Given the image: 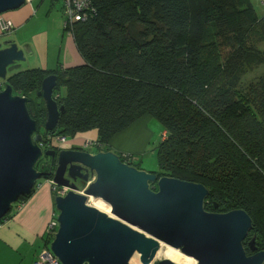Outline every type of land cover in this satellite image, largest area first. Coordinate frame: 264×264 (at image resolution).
<instances>
[{
	"label": "trees",
	"instance_id": "16d2710c",
	"mask_svg": "<svg viewBox=\"0 0 264 264\" xmlns=\"http://www.w3.org/2000/svg\"><path fill=\"white\" fill-rule=\"evenodd\" d=\"M90 3L86 20L70 26L83 64L14 72L7 81L13 95L30 100L40 127L45 111L37 93L43 79L57 76L53 97L64 111L53 136L94 130L96 152L109 151L111 138L140 117L156 120L166 138L152 173L203 185L208 212L245 211L252 220L246 254L264 252V73L240 88L246 71L264 66V14L251 0ZM51 240L43 235V249Z\"/></svg>",
	"mask_w": 264,
	"mask_h": 264
},
{
	"label": "water",
	"instance_id": "95a60500",
	"mask_svg": "<svg viewBox=\"0 0 264 264\" xmlns=\"http://www.w3.org/2000/svg\"><path fill=\"white\" fill-rule=\"evenodd\" d=\"M24 4L0 0V15ZM30 56L28 48L13 41L0 43V80L5 84L0 91V221L20 197L32 194L38 180L50 176L54 185L67 189L54 197L58 228L49 250L59 264H130L135 254L144 264H176L155 259L161 244L195 264H264V252L247 256L243 245L252 229L248 214L206 211L209 192L203 185L158 178L121 162L112 151L92 154L61 145L43 150L39 144L46 141L39 128L55 133L64 107L53 97L55 75L43 79L37 93L45 111L40 127L27 108L30 100L13 95L7 74ZM42 157H50L54 169L37 170ZM78 182L84 184L81 190ZM88 198L107 204L110 215L88 205ZM249 245L254 251L253 241Z\"/></svg>",
	"mask_w": 264,
	"mask_h": 264
},
{
	"label": "crops",
	"instance_id": "0c3cea01",
	"mask_svg": "<svg viewBox=\"0 0 264 264\" xmlns=\"http://www.w3.org/2000/svg\"><path fill=\"white\" fill-rule=\"evenodd\" d=\"M34 1L35 0H32L27 3L29 4L26 5L28 6L27 9H22L16 12L14 11L3 16L14 25L15 31L13 35L15 37L17 36L18 28L22 27L28 21L26 19L27 14H32V10H34L32 2ZM252 1L253 0H251V2ZM36 2L39 10L45 8L49 12L48 16H52L51 11H49L52 6L51 0L49 2L48 0H37ZM263 8L264 1L258 0V9L262 11V14L259 16L264 14ZM38 12H36V16ZM54 19L56 20V17ZM62 25V21L59 19L58 23L55 24V31L59 30V27H62ZM13 41L16 43L15 40ZM17 45L19 46V44ZM54 48L57 51L55 52V49H53V52L49 57H54L56 61L53 63L52 60L48 58L49 62H47L48 65L45 70H64L83 64L81 56L73 47L72 40L69 39L68 36L66 37L63 32L59 36V39L55 40ZM28 49L32 56L31 49L29 47ZM39 63L41 64L40 61ZM41 68H43V66ZM149 119H151V117L144 115L137 119L126 130L114 135L108 144L109 151H112L119 157L128 158V160L134 165L137 160L134 159L133 156H135V154H140L143 151L145 144L147 143L146 140L150 134V131L148 132L147 130V124H145V120ZM164 135L166 136V133L163 130L161 133V141ZM96 140L97 132L92 130L70 138V141L65 139L62 148H79L85 149V151L96 149L93 146H88L89 143L93 144ZM89 153L94 154L98 152L94 150V152L89 151ZM53 207L54 202L50 185L45 181V185L40 184L38 191H36L35 194L24 204L21 210L18 211L15 208L12 212L13 214L0 223V264L36 263L39 255L43 251L42 237L45 234L47 223L53 217Z\"/></svg>",
	"mask_w": 264,
	"mask_h": 264
},
{
	"label": "rangeland",
	"instance_id": "374dc122",
	"mask_svg": "<svg viewBox=\"0 0 264 264\" xmlns=\"http://www.w3.org/2000/svg\"><path fill=\"white\" fill-rule=\"evenodd\" d=\"M36 1L37 0L32 2V6H33L34 10H32V14H30V13L27 14L26 19L28 21L22 27L18 28V32L16 34L17 35L16 37L13 35L14 32L11 35H0V43H3L5 41L15 40L16 43L19 44V46L21 48L22 47H24V48L29 47L32 51V56L28 57L25 62L20 63V66L18 69L12 71L11 73H8L7 77L10 76L14 72L34 70V69L45 70L47 68V65H48L47 62H49V59H51L52 62L54 63L56 61V59L54 57H51V56L49 57V55H51V53L53 52V49H55L54 48L55 40L59 39V36L61 35L62 32L64 33V35L66 37L68 36V38L72 40L73 47L76 50L72 35L70 34L69 31L64 29L65 16H64L63 8H62L63 1H61V0H52L51 1L52 6H51V9L49 10L52 13L51 17L48 16L49 12L47 11V9L44 8V9L39 10V8L37 7L38 4ZM38 1H40V0H38ZM49 1L50 0H48V2ZM254 3L257 5V9H256V5ZM26 5H29V4L25 3L21 8H19L18 10H15V12L20 11L22 9H27L28 6H26ZM252 5L255 7L257 14L261 15L262 11H260L258 9V0H253ZM11 12H14V11H9L7 13L1 14L0 17L6 16L7 14H9ZM36 12H38L37 16H36ZM55 17H56V20L54 19ZM59 19H61L63 25H62V27L61 26L59 27V30L55 31V24L58 23ZM54 51L56 52L57 50L55 49ZM39 61L41 62V64L39 63ZM42 66H43V68H41ZM55 66H56V64H55ZM56 70H58V69H56ZM263 73H264V66L258 67L256 69H254L253 71H246L241 76L240 88L243 89L248 84L258 81V79L263 75ZM145 121H146L145 124H147V130H148V132L150 131L149 132L150 134L146 140L147 143L145 144V148L143 149V151L140 154H135V156H133V158L137 160V161H135L134 165L137 168L139 167V168H141V170H144L147 172L148 171L157 172L158 171V165H157V158H156V147L158 146L159 142L161 141V133L163 131V128L159 122H157L156 120H154L152 118L149 120H145ZM39 129H41L42 133L44 132L42 128H39ZM54 137L57 138L58 136H54ZM65 139L67 141H70V138H65ZM58 143L61 144L60 142H58ZM58 146H60V145H58ZM61 147H62V145H61ZM82 150H85V149H82ZM94 150L95 149H91V150H87V151L88 152L89 151L94 152ZM44 161H45V159H44V157H42L39 160V162L37 163L36 167L39 168L40 165L44 163ZM40 184L45 185V180L44 179L39 180L38 185L35 188V190L32 192L31 196L26 201L20 203V205H22L21 209L23 208L24 204L35 194V192L38 191ZM53 194L54 193H52V196L54 198L55 195H53ZM18 203L19 202H16L12 205L11 212H9L10 214L14 211L15 206ZM87 204L90 206H93L95 208L98 207L97 209L101 210L103 212H105V210H106V209H104V207L107 206V204H105L104 202H102L100 200L95 201L94 199L92 200L90 198H88ZM100 204L101 205L103 204L104 206L102 207ZM53 210L56 212V214L58 216V211L55 209V205L53 207ZM106 213L110 214L107 211H106ZM167 253L169 254V252L165 249L164 245L161 244V247H160L159 251L157 252L155 259H158V260L165 259L164 257L167 256ZM130 264H144V263H142L140 261L139 255L135 254L131 258ZM150 264H152V262Z\"/></svg>",
	"mask_w": 264,
	"mask_h": 264
},
{
	"label": "built area",
	"instance_id": "2783aa9c",
	"mask_svg": "<svg viewBox=\"0 0 264 264\" xmlns=\"http://www.w3.org/2000/svg\"><path fill=\"white\" fill-rule=\"evenodd\" d=\"M32 0H25L26 3L31 2ZM63 1V11L67 18V31L71 34V25L74 20H86V17L88 16L86 12L90 9V0H62ZM66 26V23H65ZM64 26V28H65ZM15 31L14 25L9 21L6 20L3 17H0V35H11ZM72 35V34H71ZM5 84L0 81V91L4 89ZM57 98V97H56ZM166 136L164 135L162 137V140H164ZM46 144H39L43 150L46 148H51L52 146L58 147V145H62L65 142V138L63 137H57L54 136H47L45 139ZM60 142L61 144H59ZM55 144V145H54ZM88 146L95 147V143H89ZM49 185L52 190V193H54L55 196H64L67 192L66 188H59L56 185L52 183V181H48ZM20 203H18L15 208L19 211L21 209ZM58 228L57 221L50 220L45 234L49 236L51 239H53L56 231ZM35 264H59L58 260L53 256V254L50 252L49 248L43 249L42 253L39 255L38 260Z\"/></svg>",
	"mask_w": 264,
	"mask_h": 264
},
{
	"label": "bare ground",
	"instance_id": "6f19581e",
	"mask_svg": "<svg viewBox=\"0 0 264 264\" xmlns=\"http://www.w3.org/2000/svg\"><path fill=\"white\" fill-rule=\"evenodd\" d=\"M90 199H92V198H90ZM94 200L96 201V199H94ZM101 206L103 207L104 205L102 204ZM104 209H106L104 213H106V211L110 213V207L108 205L106 207H104ZM108 215H110V214H108ZM164 247L169 252V254L167 253V256H165L164 258L171 259V261H173L176 264H195V261L192 258L186 257L183 254H181L179 251L172 249L168 246L164 245Z\"/></svg>",
	"mask_w": 264,
	"mask_h": 264
},
{
	"label": "flooded vegetation",
	"instance_id": "af4514ba",
	"mask_svg": "<svg viewBox=\"0 0 264 264\" xmlns=\"http://www.w3.org/2000/svg\"><path fill=\"white\" fill-rule=\"evenodd\" d=\"M38 133H41L42 135H43V139H45L47 136H53L54 135V133L51 135V134H49V133H42L41 132V129H39V131H38ZM55 145V144H54ZM58 148V147H57ZM47 149H50L49 147L48 148H46L45 150H47ZM52 149V148H51ZM58 152V151H57ZM56 151H55V153H57ZM44 159H45V161H44V163L43 164H41L40 165V167H39V170H40V168H41V166H43L44 167V172H47L49 169H51V167H52V169H54V166H52L51 165V163H52V159L50 158V157H44ZM55 159H56V156H55ZM55 159H54V162H55ZM128 162H130L129 160H128ZM129 165V164H128ZM52 181V180H51ZM47 182H48V180H47ZM78 185H79V188H80V190L82 189L81 187L84 185V184H81V183H77ZM51 186V185H50ZM50 188H52V187H50ZM59 188H65V187H59ZM51 192H52V190H51ZM53 202H54V198H53ZM56 218H57V214H56V212L54 211L53 212V217L50 219V220H55L56 221ZM49 223V222H48ZM48 223H47V225H48ZM47 225H46V228H47ZM45 231H46V229H45ZM177 251H179V250H177ZM180 252V251H179Z\"/></svg>",
	"mask_w": 264,
	"mask_h": 264
}]
</instances>
